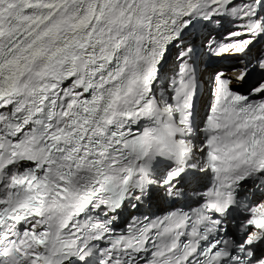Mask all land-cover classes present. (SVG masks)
Masks as SVG:
<instances>
[{
	"label": "snow or ice",
	"instance_id": "6c2138e0",
	"mask_svg": "<svg viewBox=\"0 0 264 264\" xmlns=\"http://www.w3.org/2000/svg\"><path fill=\"white\" fill-rule=\"evenodd\" d=\"M0 264H264V0H0Z\"/></svg>",
	"mask_w": 264,
	"mask_h": 264
}]
</instances>
